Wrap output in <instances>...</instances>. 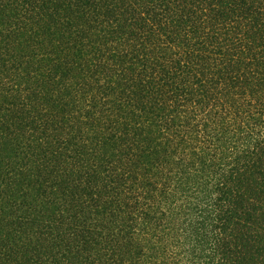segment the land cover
<instances>
[{
	"label": "trees",
	"instance_id": "trees-1",
	"mask_svg": "<svg viewBox=\"0 0 264 264\" xmlns=\"http://www.w3.org/2000/svg\"><path fill=\"white\" fill-rule=\"evenodd\" d=\"M0 264H264V0H0Z\"/></svg>",
	"mask_w": 264,
	"mask_h": 264
}]
</instances>
